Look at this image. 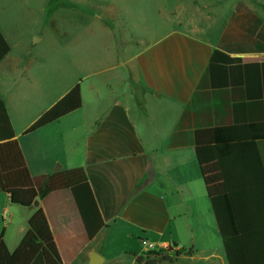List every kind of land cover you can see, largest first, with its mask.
Returning <instances> with one entry per match:
<instances>
[{"label": "crops", "instance_id": "crops-1", "mask_svg": "<svg viewBox=\"0 0 264 264\" xmlns=\"http://www.w3.org/2000/svg\"><path fill=\"white\" fill-rule=\"evenodd\" d=\"M0 32L10 46L0 61V140L3 102L31 176L84 168L106 223L90 239L71 189L36 200L63 264H91L94 254L97 264H141L137 257L150 247L173 248L175 259L158 264H229L211 206V198L227 189L209 131L251 124L257 111L243 91L235 96L202 78L217 49L244 63L264 62V52L252 49L259 29L249 35L224 29L215 38L177 29L135 52L118 50L109 67L84 77L86 87L81 81L80 109L28 134L78 81L21 123L11 96L23 60L1 18ZM215 75L216 83L222 80ZM257 146L264 166V139ZM34 211L0 192V243L9 251L20 246Z\"/></svg>", "mask_w": 264, "mask_h": 264}, {"label": "trees", "instance_id": "trees-1", "mask_svg": "<svg viewBox=\"0 0 264 264\" xmlns=\"http://www.w3.org/2000/svg\"><path fill=\"white\" fill-rule=\"evenodd\" d=\"M241 46L244 50L249 44ZM252 49L264 52V34H259V42ZM9 51L10 46L0 32V61ZM216 73L223 74V78L217 77L222 79L218 83L215 82ZM206 78L219 89H231L235 96L238 95L236 91H243L242 98L256 107L257 115L251 124L239 123L209 131L227 189L226 193L211 198V206L229 264H264V166L257 146V142L264 139V62L244 63L242 58H232L217 49L203 75V82ZM82 103L81 84L78 83L38 117L24 134L59 121L80 109ZM1 107L0 192L8 193L13 205L35 211L15 251H9L3 242L0 243V264H63L46 214L34 203L52 191L71 189L88 237L95 238L106 223L86 171L78 167L32 177L21 147L14 139L15 131L3 102ZM172 251V247L148 250L139 255L137 261L141 264L171 262L176 256H170Z\"/></svg>", "mask_w": 264, "mask_h": 264}, {"label": "rangeland", "instance_id": "rangeland-1", "mask_svg": "<svg viewBox=\"0 0 264 264\" xmlns=\"http://www.w3.org/2000/svg\"><path fill=\"white\" fill-rule=\"evenodd\" d=\"M0 18L23 60L11 97L27 123L74 81L86 87L84 77L109 67L118 50L135 52L177 29L264 34V0H0Z\"/></svg>", "mask_w": 264, "mask_h": 264}, {"label": "water", "instance_id": "water-1", "mask_svg": "<svg viewBox=\"0 0 264 264\" xmlns=\"http://www.w3.org/2000/svg\"><path fill=\"white\" fill-rule=\"evenodd\" d=\"M35 42L36 41H34V43ZM37 204H38V201L35 202V205H37ZM97 262H98V256L96 254H94V256H93V258L91 260V264H97Z\"/></svg>", "mask_w": 264, "mask_h": 264}, {"label": "built area", "instance_id": "built-area-1", "mask_svg": "<svg viewBox=\"0 0 264 264\" xmlns=\"http://www.w3.org/2000/svg\"><path fill=\"white\" fill-rule=\"evenodd\" d=\"M149 250H155V248H153V247H150V249Z\"/></svg>", "mask_w": 264, "mask_h": 264}]
</instances>
